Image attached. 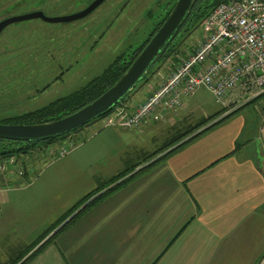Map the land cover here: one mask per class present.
Here are the masks:
<instances>
[{"label": "crops", "instance_id": "crops-1", "mask_svg": "<svg viewBox=\"0 0 264 264\" xmlns=\"http://www.w3.org/2000/svg\"><path fill=\"white\" fill-rule=\"evenodd\" d=\"M195 94L162 123L191 116ZM147 96L124 104L132 108ZM221 108L226 111L219 120L231 113ZM232 117L105 196L28 264H229L232 238L254 218L261 221L256 216L264 217V145L258 139L250 148L260 123L255 130L243 117ZM89 130L90 125L75 136L79 142L68 144L65 157H51L55 162L30 184L0 187V256L6 261L85 197L120 184L123 178L104 186L139 163L136 145L127 140L132 129L101 123ZM84 132L86 138L77 139ZM61 147L51 148L49 157ZM260 247L246 263H257L264 242Z\"/></svg>", "mask_w": 264, "mask_h": 264}, {"label": "rangeland", "instance_id": "rangeland-1", "mask_svg": "<svg viewBox=\"0 0 264 264\" xmlns=\"http://www.w3.org/2000/svg\"><path fill=\"white\" fill-rule=\"evenodd\" d=\"M90 2L0 0V22L33 12H41L47 18L66 17L79 13ZM172 4L173 0H106L89 16L73 23L50 24L36 19L7 26L0 33V120L34 111L86 86L117 57L129 55L138 48L161 21L162 16L158 15L170 9ZM201 37L202 29L198 26L186 38L177 40L178 50L187 52ZM166 68L165 61H156L147 72L146 81L137 84L125 102H137L144 95L147 96L157 85L160 75L166 73ZM58 78L61 80L58 81ZM190 102H197L198 105L192 109V117L188 116L185 121L174 122L173 119L172 124L156 122L127 132L130 135L127 140L136 145L139 161L142 160V153L153 154V157L157 155L177 126L195 124L202 118L216 116L209 125L219 120L225 112L204 89L197 91ZM262 110L264 103L255 100L232 118L243 117L247 122L246 127L251 124L256 130ZM101 122L98 119L92 123L89 131L92 126L99 127ZM80 131L71 134L72 137ZM86 134L82 133L77 139L86 138ZM247 134L241 138L244 144ZM256 135L250 139L251 149L259 142L258 131ZM72 137L59 139L52 145L39 146L27 156H14L17 160L15 166H11L4 174L0 172V179L4 176L18 180L17 170L25 162L29 163L30 177L36 178L48 164L55 162L49 157V150L67 146L75 139ZM256 217L261 221L254 218L232 238L227 257L229 264H248V258L260 250L264 242V217L262 214ZM6 259L0 256L1 261L5 262Z\"/></svg>", "mask_w": 264, "mask_h": 264}, {"label": "built area", "instance_id": "built-area-1", "mask_svg": "<svg viewBox=\"0 0 264 264\" xmlns=\"http://www.w3.org/2000/svg\"><path fill=\"white\" fill-rule=\"evenodd\" d=\"M201 29V39L187 52L165 59L166 73L145 100L132 108L118 105L100 119L103 128L135 129L163 122L166 113L182 109L199 89L208 91L229 112L251 101L264 103V0H228L214 8ZM259 118L258 139L264 145V110ZM69 151L63 146L57 154L50 151V157L61 159ZM16 162L14 158L0 161V172ZM22 175L21 166L17 176ZM256 264H264V253Z\"/></svg>", "mask_w": 264, "mask_h": 264}, {"label": "trees", "instance_id": "trees-1", "mask_svg": "<svg viewBox=\"0 0 264 264\" xmlns=\"http://www.w3.org/2000/svg\"><path fill=\"white\" fill-rule=\"evenodd\" d=\"M227 1L228 0H196L191 12L187 16L178 34L175 36V38L170 43L166 45L162 54L158 56L157 61L162 63L163 61H165V59L169 55L179 52L178 50L179 44L177 43V40H179L180 38H186V36L189 35L191 32H193L198 26H201L203 21L209 16V14L214 10V8H216L218 5L225 3ZM174 4L175 2L172 4L171 8L168 9L164 13L161 21H159L154 26V28L152 29V32L149 34L147 39L140 46H138V48H136L129 55L124 54V55L117 57L111 65H109L100 75L93 78V80L89 82L86 86H84L83 88H80L79 90L67 96L58 98L34 111H30V112H26V113H23L17 116H12L9 118L1 119L0 125L26 126V125H37V124L49 123V122L62 119L70 114H73L77 112L78 110L82 109L83 107L87 106L88 104L92 103L94 100L99 98L105 91H107L110 87H112L122 77V75L128 70L132 62L140 54V52L145 47V45L149 42L153 34L158 30V28L161 26L163 21L167 18ZM146 79H147V76L144 77L142 82L146 81ZM57 80L59 81L61 80V78H58ZM125 100H123L121 104H123ZM253 102L254 101H251L245 104V106L238 108L237 110L229 113V115L225 116L221 120L211 123L209 125L207 124L210 121H212L216 116L202 118L199 121H197L195 124H190L187 126L186 125L177 126V129H175L170 134V136L166 138L164 144L161 146L158 153H163L171 149L174 146L175 148H173L172 150L168 152H165L162 156L148 163L146 166H144L143 168L139 169L136 173H134V170L137 166H140L143 163H147L150 160H152L153 154L143 155L142 160L138 161L139 162L138 164L131 167L128 171H124L123 173H121V175L115 177L111 181L105 183L104 186L107 187L108 185L115 183L118 180L123 178V181L120 184H117L113 186L112 188H109L108 190H106L105 192L99 195L95 193L97 196H95L94 198H92L93 195H88L83 200L78 202L75 206H73L68 211V213L64 217H62L57 223L53 224L52 227L47 232H45L43 235H41L37 239V241H35V243L23 249V251H21L19 254L13 255L14 257L12 256V258H9L8 261L3 262L0 260V264H28L46 246L51 244L58 234H60L66 228H68L79 216H81L85 211L90 209L92 206H94L97 202H99L105 196H107L112 191L119 188L121 185L130 181L134 177L148 170L149 168H152L157 163L163 161L169 155L183 148L188 143L192 142L193 140H195L196 138H198L205 132L209 131L214 126L218 125L222 120L230 118L233 115L239 113V111H241L244 107L248 106L249 104H252ZM80 130L81 129L72 133V135H75V133H77ZM72 135L69 134L62 138H70L72 137ZM62 138H59V139H62ZM72 138H75V136ZM59 139L47 140V141L39 142V143L0 140V161L4 162L6 159L14 158V156H19V155L27 156L31 153H34L35 149L38 148L39 146L52 145V143H54L55 141ZM185 139H187L185 142L176 146L177 144L184 141ZM72 142L73 144H76L77 142H79V140L72 139L69 144H71ZM157 155H154L153 158H155ZM51 157L55 158L54 156H51ZM29 159H31V157ZM22 170H23V175L18 180L4 178L3 176L0 179V187L2 186L21 187L23 185L30 184L32 177H30V174L28 171V165L26 163H22ZM102 189L103 188H101V190Z\"/></svg>", "mask_w": 264, "mask_h": 264}, {"label": "water", "instance_id": "water-1", "mask_svg": "<svg viewBox=\"0 0 264 264\" xmlns=\"http://www.w3.org/2000/svg\"><path fill=\"white\" fill-rule=\"evenodd\" d=\"M104 1L95 0L84 11L66 17L47 18L40 12H33L19 17L8 18L0 22V33L9 25L24 21L40 19L46 23L57 24L83 19ZM195 2L196 0H176L167 18L153 34L128 70L112 87L92 103L73 114L49 123L26 126L0 125V140L39 143L59 139L91 125L110 113L125 100L128 94L136 88L137 84L143 81L151 66L164 51L166 45L178 34Z\"/></svg>", "mask_w": 264, "mask_h": 264}, {"label": "flooded vegetation", "instance_id": "flooded-vegetation-1", "mask_svg": "<svg viewBox=\"0 0 264 264\" xmlns=\"http://www.w3.org/2000/svg\"><path fill=\"white\" fill-rule=\"evenodd\" d=\"M68 1H76V2H77V0H68ZM90 1H91V0H89V2H90ZM94 1H95V0H92V1L90 2V4H92ZM105 1H106V0H105ZM105 1H104V2H105ZM104 2H103V3H104ZM126 2H128V1H126ZM174 2H176V1L173 0V3H174ZM103 3H102V4H103ZM90 4H89V5H90ZM102 4H101V5H102ZM125 4H126V3H125ZM89 5H88V6H89ZM101 5H99L97 8H99ZM88 6H87L86 8H84L82 11H84L85 9H87ZM97 8H96V9H97ZM96 9H95V10H96ZM95 10H93L91 13H93ZM82 11H80V12H82ZM80 12H79V13H80ZM40 13H41V12H40ZM91 13H90V14H91ZM164 13H165V12H161L160 15H158V16H159V17H160V16H163ZM76 14H78V13H76ZM90 14H88L87 16H89ZM147 14H148V13H147ZM87 16H85V17H87ZM79 20H81V19H79ZM75 21H78V20H75ZM73 22H74V21H72V23H73ZM69 23H71V22H69ZM69 23H57V24H69Z\"/></svg>", "mask_w": 264, "mask_h": 264}]
</instances>
